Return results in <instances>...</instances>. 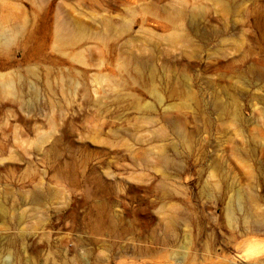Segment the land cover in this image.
I'll list each match as a JSON object with an SVG mask.
<instances>
[{
	"label": "rangeland",
	"instance_id": "1",
	"mask_svg": "<svg viewBox=\"0 0 264 264\" xmlns=\"http://www.w3.org/2000/svg\"><path fill=\"white\" fill-rule=\"evenodd\" d=\"M0 264H264V0H0Z\"/></svg>",
	"mask_w": 264,
	"mask_h": 264
}]
</instances>
